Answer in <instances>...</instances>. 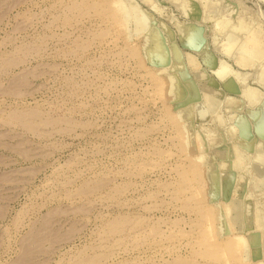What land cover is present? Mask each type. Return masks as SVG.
Wrapping results in <instances>:
<instances>
[{"label": "rangeland", "instance_id": "1", "mask_svg": "<svg viewBox=\"0 0 264 264\" xmlns=\"http://www.w3.org/2000/svg\"><path fill=\"white\" fill-rule=\"evenodd\" d=\"M262 128L264 0H0V264H264Z\"/></svg>", "mask_w": 264, "mask_h": 264}, {"label": "bare ground", "instance_id": "2", "mask_svg": "<svg viewBox=\"0 0 264 264\" xmlns=\"http://www.w3.org/2000/svg\"><path fill=\"white\" fill-rule=\"evenodd\" d=\"M240 27H241V26H240ZM240 27H239V28H240ZM233 28H234V27H233ZM241 29H242V27H241ZM243 33H244V32H243ZM253 53H254V54H255V53H256V54H259L260 52L258 53V51L254 50ZM263 129H264V128H262V130H263Z\"/></svg>", "mask_w": 264, "mask_h": 264}]
</instances>
